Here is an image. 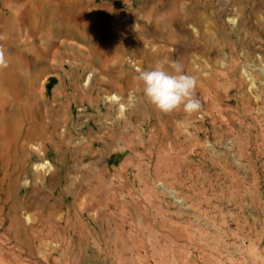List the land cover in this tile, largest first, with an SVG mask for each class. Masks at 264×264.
<instances>
[{"label":"rangeland","instance_id":"rangeland-1","mask_svg":"<svg viewBox=\"0 0 264 264\" xmlns=\"http://www.w3.org/2000/svg\"><path fill=\"white\" fill-rule=\"evenodd\" d=\"M0 47V264H264V0H0Z\"/></svg>","mask_w":264,"mask_h":264},{"label":"clouds","instance_id":"clouds-1","mask_svg":"<svg viewBox=\"0 0 264 264\" xmlns=\"http://www.w3.org/2000/svg\"><path fill=\"white\" fill-rule=\"evenodd\" d=\"M5 67V53L0 47V68ZM134 80L141 88L142 100L161 113L183 111L191 116L202 109V102L197 94V78L185 71L184 64L179 59L169 61L165 58L149 69L138 70Z\"/></svg>","mask_w":264,"mask_h":264}]
</instances>
